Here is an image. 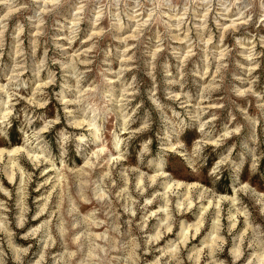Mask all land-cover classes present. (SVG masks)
Segmentation results:
<instances>
[{
	"label": "rangeland",
	"instance_id": "obj_1",
	"mask_svg": "<svg viewBox=\"0 0 264 264\" xmlns=\"http://www.w3.org/2000/svg\"><path fill=\"white\" fill-rule=\"evenodd\" d=\"M13 147L0 264H264V0H0Z\"/></svg>",
	"mask_w": 264,
	"mask_h": 264
},
{
	"label": "bare ground",
	"instance_id": "obj_2",
	"mask_svg": "<svg viewBox=\"0 0 264 264\" xmlns=\"http://www.w3.org/2000/svg\"><path fill=\"white\" fill-rule=\"evenodd\" d=\"M33 103V102H32ZM19 151V148L18 147H13V148H11V149H9V150H6L5 152L3 151V150H1L0 149V155L1 154H3V153H5L7 156H12L14 153H16V152H18ZM12 163V162H11ZM13 165V164H12ZM13 168V167H12ZM13 178V177H12ZM9 179H11L10 178V176H9ZM174 182V181H173ZM181 183V182H180ZM179 182H175V183H171V182H169V183H167L166 184V188L167 189H171V188H180V186H181V184H180ZM187 185V184H186ZM186 185H185V187H186ZM189 186V185H188ZM188 186H187V188H188ZM193 187V186H192ZM186 188V189H187ZM190 188H191V186H190ZM199 222H201V221H199ZM18 225V224H17ZM198 223H192V225H189V226H187L186 228L187 229H190V228H193V230H194V234H195V232L198 230ZM184 228V227H183ZM185 229V228H184ZM185 241V240H184Z\"/></svg>",
	"mask_w": 264,
	"mask_h": 264
}]
</instances>
